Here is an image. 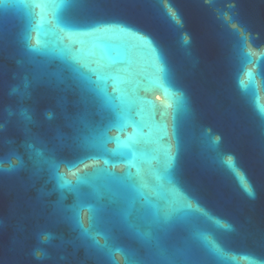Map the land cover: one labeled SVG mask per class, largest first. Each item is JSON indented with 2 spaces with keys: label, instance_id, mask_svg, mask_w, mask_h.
I'll use <instances>...</instances> for the list:
<instances>
[{
  "label": "water",
  "instance_id": "water-1",
  "mask_svg": "<svg viewBox=\"0 0 264 264\" xmlns=\"http://www.w3.org/2000/svg\"><path fill=\"white\" fill-rule=\"evenodd\" d=\"M0 264H264V0H0Z\"/></svg>",
  "mask_w": 264,
  "mask_h": 264
},
{
  "label": "snow or ice",
  "instance_id": "snow-or-ice-1",
  "mask_svg": "<svg viewBox=\"0 0 264 264\" xmlns=\"http://www.w3.org/2000/svg\"><path fill=\"white\" fill-rule=\"evenodd\" d=\"M137 39L141 40V42H142L145 46L149 45V41H147L145 38H143V37H137ZM165 134H166V133H165ZM75 178H76L78 181L82 179V177H81L79 174H77ZM66 182H68V181H66ZM189 207H190V205H189Z\"/></svg>",
  "mask_w": 264,
  "mask_h": 264
}]
</instances>
